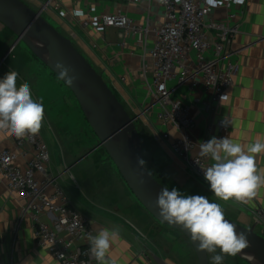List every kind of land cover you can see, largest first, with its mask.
<instances>
[{"label": "crops", "instance_id": "0c3cea01", "mask_svg": "<svg viewBox=\"0 0 264 264\" xmlns=\"http://www.w3.org/2000/svg\"><path fill=\"white\" fill-rule=\"evenodd\" d=\"M23 1L38 10L42 8V15L61 33L73 39L77 48L103 74L119 99L130 108L131 114H138L136 125L139 129V122H143L146 134L141 136L142 148L144 152L148 150L165 180L186 195H202L210 202L220 203L226 215L244 226L255 224V208H264V189L260 190L252 204L220 201L210 191L204 178L182 162L167 142L157 139L165 131L174 138L180 135L171 125L161 123L159 106L152 104L150 95L155 30L161 28L165 20L161 0ZM229 2L230 6L227 5ZM210 3L214 18L239 26L232 44L231 59L239 63L240 71L222 100L213 101L212 90L199 88L190 91L186 84L173 92V98L190 106L195 119L191 132L197 142L194 153H199L202 140L208 141L213 136H229L234 142L247 144L264 135V0H210ZM109 14L123 15L136 27L149 30L108 26L104 17ZM16 39V35L0 22V60L3 61L0 76L3 77L10 69L17 71V86L27 82L33 99L41 100L42 94L37 97L32 88L37 85L38 69L44 66L23 42L16 43ZM175 85L176 82H170V86ZM224 118L230 123L227 129H221L217 124ZM45 121L40 132L47 136L50 129ZM50 133L52 136V131ZM0 148L16 149L15 139L0 131ZM59 153L52 158V172L63 188L64 184L69 187L72 195L78 198H75L76 201L83 203L91 212L90 215L84 214L90 219L93 235L102 228H119L120 239L112 245L109 253L118 264H199L190 251L167 249L153 235L140 231L137 215L144 206L140 205L122 178L118 181L120 186L125 187L124 200H108L109 196L103 199L92 195L85 197L75 180L71 179V171L64 164L60 149ZM31 156V152L28 156H20L17 164L25 165ZM208 161L212 163L210 159ZM256 163L259 168H264V154L257 155ZM67 172L70 174L68 178L65 177ZM65 192L72 201L71 195ZM26 203L20 193L8 189L6 178L0 172V261L5 264H62L37 244L34 222L25 212ZM54 219V214L43 216L44 221ZM209 257L211 264V254ZM228 257L234 259L232 256H225L224 259L228 261Z\"/></svg>", "mask_w": 264, "mask_h": 264}, {"label": "built area", "instance_id": "2783aa9c", "mask_svg": "<svg viewBox=\"0 0 264 264\" xmlns=\"http://www.w3.org/2000/svg\"><path fill=\"white\" fill-rule=\"evenodd\" d=\"M161 4L165 20L162 27L155 30L150 95L152 104L159 106L161 123L171 125L180 135L174 138L165 131L157 139L167 142L182 162L204 178L202 168L210 163L209 158L194 153L197 142L191 132L195 119L190 106L173 98L172 94L186 84L190 91L212 90L213 101H218L234 85L240 66L231 59L232 44L239 26L214 18L210 0H161ZM104 23L135 31L149 30L136 27L123 15L109 14L104 17ZM2 67L0 60V70ZM172 81L176 82L175 86H170ZM226 122V127L222 120L217 124L227 129L230 123ZM4 133L15 139L16 149L0 148V172L6 178L8 189L17 191L27 201L25 212L34 222L37 244L62 264H97L90 258L86 238L87 233L93 234L90 219L69 199L53 174L51 152L42 133L26 138ZM202 142L206 141L200 144ZM30 152L32 156L25 165L17 164L20 156H28ZM47 214H54L55 219L44 221L43 216ZM254 215L255 223L264 233V208H255ZM0 264L5 263L0 261Z\"/></svg>", "mask_w": 264, "mask_h": 264}, {"label": "clouds", "instance_id": "9594fccd", "mask_svg": "<svg viewBox=\"0 0 264 264\" xmlns=\"http://www.w3.org/2000/svg\"><path fill=\"white\" fill-rule=\"evenodd\" d=\"M56 68L69 83L76 79L74 69L57 62ZM17 71L9 70L0 78V131L16 138L36 136L44 121L42 100L32 97L30 85L24 82L17 86ZM226 95L221 97V100ZM223 126H228L225 118ZM264 154V135L247 144L234 142L229 136H213L199 145V156L209 158L212 163L202 168L210 191L223 202L234 200L240 204H252L261 189H264V168H259L256 157ZM144 167L145 161L139 159ZM163 221L180 225L191 239L198 243L200 251L211 254V264H223L225 256H236L249 248L251 243L244 232L226 219L223 206L210 202L202 195H186L176 188H162L154 201ZM90 258L97 264H118L110 249L120 239L119 228H102L95 235L86 234Z\"/></svg>", "mask_w": 264, "mask_h": 264}, {"label": "water", "instance_id": "95a60500", "mask_svg": "<svg viewBox=\"0 0 264 264\" xmlns=\"http://www.w3.org/2000/svg\"><path fill=\"white\" fill-rule=\"evenodd\" d=\"M0 22L23 42L74 94L82 112L109 157L115 163L124 181L138 201L160 223L181 231L191 242L199 264H210L209 254L199 250L198 243L180 225L163 221L154 201L162 184L148 168L140 131L136 125L137 115H132L127 106L114 93L94 65L75 45L72 38L61 33L42 15V8L35 10L23 0H0ZM57 62L73 68V83L62 78L56 68ZM143 159L144 167L137 161ZM170 190V189H169ZM238 232L246 233L251 246L238 255L251 264H264V233L256 231L257 224L244 226L226 215Z\"/></svg>", "mask_w": 264, "mask_h": 264}, {"label": "rangeland", "instance_id": "374dc122", "mask_svg": "<svg viewBox=\"0 0 264 264\" xmlns=\"http://www.w3.org/2000/svg\"><path fill=\"white\" fill-rule=\"evenodd\" d=\"M30 5L38 10L34 5ZM43 66L38 69L39 71L36 69L38 72L37 85L33 86L32 90L36 92L37 97L42 94L41 100L46 119L44 121L49 123L52 136L50 131L47 132V136L42 135L45 136L44 139L49 146L52 158L55 153L60 155V149L64 164L71 171V179L75 180L77 188L84 193L85 197L92 195L103 199L109 196L108 200L120 198L124 200L126 198L125 187L120 186L118 181V178L123 179V177L105 148L98 145V138L86 120L76 97L55 74L51 73L50 69L47 70L44 64ZM139 125L141 136H145L143 122L140 121ZM143 154L146 164L157 170L148 150L145 152L143 150ZM68 176H70L69 172L65 173V177L68 178ZM64 188L71 195L72 201L76 203L79 210L90 215L91 212L87 206L76 201L78 198L72 195L69 187L64 184ZM83 202L86 203V201ZM140 205L143 206L141 203ZM140 210L141 213L137 215L139 219L137 226L140 231L153 235L158 243L167 249L190 251L193 258H197L191 242L182 232L160 223L145 208H140ZM256 231L263 234L259 226L256 227ZM239 262L251 264L237 255L234 259L228 257V261L223 260V264H239Z\"/></svg>", "mask_w": 264, "mask_h": 264}, {"label": "trees", "instance_id": "16d2710c", "mask_svg": "<svg viewBox=\"0 0 264 264\" xmlns=\"http://www.w3.org/2000/svg\"><path fill=\"white\" fill-rule=\"evenodd\" d=\"M38 59V58H37ZM39 60V59H38ZM41 62V61H40ZM41 63H43V62H41ZM44 64V63H43ZM45 65V64H44ZM46 66V65H45ZM47 67V66H46ZM51 71V70H50ZM51 73H53L52 71H51ZM54 74V73H53ZM113 90V89H112ZM115 93V92H114ZM119 98V97H118ZM148 166V168L150 169V171L153 173V175L162 183V184H164L166 187H168L170 190L172 189V188H175L174 186H173V184L172 183H169L167 180H165L164 179V175L160 172V171H158V170H156L155 168L153 169V168H151L149 165H147ZM184 194V193H183Z\"/></svg>", "mask_w": 264, "mask_h": 264}]
</instances>
